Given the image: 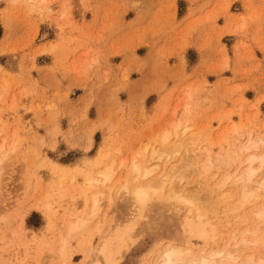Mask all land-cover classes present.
<instances>
[{"label": "rangeland", "instance_id": "obj_1", "mask_svg": "<svg viewBox=\"0 0 264 264\" xmlns=\"http://www.w3.org/2000/svg\"><path fill=\"white\" fill-rule=\"evenodd\" d=\"M199 2L182 20L185 4L174 8V0H0V155H8L0 163V264H58L49 252L64 232L59 224L85 216L89 197L101 194L96 221L69 241V264L84 263L98 245L95 224L103 232L128 216L132 160L157 167L152 180L187 173L172 186L197 198L215 243L189 238L184 215L196 209L189 214L164 191L118 264H155L169 242L194 253L223 247L245 228L235 218L244 212L215 203V184L245 167L247 154L234 153L247 136L264 134V0ZM243 2L248 16L238 15ZM191 37L203 55L195 69ZM176 123L177 136L162 144ZM208 154L212 167L201 175ZM112 163L110 182L84 186Z\"/></svg>", "mask_w": 264, "mask_h": 264}, {"label": "bare ground", "instance_id": "obj_2", "mask_svg": "<svg viewBox=\"0 0 264 264\" xmlns=\"http://www.w3.org/2000/svg\"><path fill=\"white\" fill-rule=\"evenodd\" d=\"M180 126L181 123H176L172 128V131L174 132L165 131L161 139L162 144L167 143L170 137L173 136L172 134L177 136V131ZM185 130L183 131V133L185 132ZM262 139H264V134L255 137L251 135L247 136L246 141L244 140L245 143L242 144V146L238 149L237 152L234 153L236 159L240 158L241 154L244 153L247 154L245 160L243 161L245 167L241 168V170L239 171H235L234 173L225 175L215 184V188L218 192V194H216L217 198L215 200V203L217 205L223 206L224 212L227 214L239 213L240 215L241 212H244V215L240 217H237L238 215L237 216L235 215V218H237V220H241L244 224H246L245 228L239 232H235L233 234V237L231 238L230 243H227L226 246L211 247L209 250H201L198 253H194L190 248L186 247L187 245H176L169 242L164 246V248L160 252V255L156 259L155 264H164L165 254L167 251L170 250V247L171 248L182 247L185 250V252L191 253L193 257H201L202 259H208L212 255H215L217 260H223L224 256L222 254L229 251L235 252L237 250L238 244L241 245V251L249 249V251L251 252V253H240L241 252L240 251L239 255L241 258H246V257L251 258L253 261H255V264H259V261L262 258L260 244L258 240L251 235V233L256 231L257 225L259 223V215L261 212L262 205H264V202L257 199L250 206L244 209H238L237 204L240 199V189L236 182V178L238 176H243L245 174V171L249 167H253L256 169L257 172L256 176L253 179V183L255 184L260 181L261 178L259 175V168H260L259 163L257 162L254 165H249L247 161L249 156H254L258 158L262 154L256 147L257 145H259ZM244 147H251V151L242 152L241 149ZM175 151H178V149ZM8 152H11V149H9ZM152 154L153 156L155 154L159 156L158 153L157 152L155 153L154 151L152 152ZM7 157H8L7 154L0 155V163L5 159H7ZM157 158L159 159V157ZM85 160L86 159L83 158L79 162H83ZM219 160L217 162H219ZM209 164L210 161L208 154L206 157V163L205 164L203 163V165L200 166L201 175H206L210 171L212 166ZM124 165H125L124 161L120 162L119 164L120 167H124ZM131 169L133 174L135 175L133 185L130 188L127 187L123 188L124 193L131 200L128 216L126 217L125 221L122 224H117L111 229H105L103 230V232H101V228H100V225L102 223L97 222L95 224L93 228V233L99 234L98 245L91 250L90 254L86 257L85 262L82 264H118L120 255L128 251L130 247L136 243L137 239L134 236L135 231L137 230L140 221L144 218V212L146 210V207L150 205L153 199L155 198L158 199L164 191H166V197L169 200L176 201L177 203L183 202L187 204L189 209V214L194 212L193 209H196V213H195L196 216L189 215L186 217L184 215V219H185L184 232L189 236V238L198 239L205 244L207 243V241H211V242L215 241L214 227L211 224L212 222H210V220L206 218V214L205 212H203V209L200 210L201 207L199 209L194 207L195 204L199 205V202L196 201L197 198L191 196H184L183 193L184 188L180 189L179 191H176L172 186V183L175 179H177L179 182L185 177H187L186 176L187 173L176 172L174 173V176H172L171 178L164 177V178L152 180L150 176L157 169V167L155 168L141 167L138 163H136L135 160H132ZM198 170H199L198 166H195L193 169H191V172H195V171L198 172ZM114 172L115 171L113 170V163L110 165H106L104 169L99 171L95 177L89 175L85 176L84 186L88 190H91L98 185L105 186L106 183L112 180L114 176ZM141 182L144 183L140 184ZM227 186L238 187L237 193L235 191H232L231 189L226 192L223 191L224 188ZM137 190L143 191V195L146 198L145 203L143 204L140 203V200L138 199L136 194ZM100 200H101V194H92L88 199V210L85 216L83 217L68 216L64 224H59L60 226L64 225V229H63L64 232L61 231L58 232V241H57L58 246L56 252L53 250L49 252V253H53L54 254L53 256L57 257L59 261L58 264H69L71 260V253L69 251V247H70L69 241L76 237L79 238V236H81L83 232H85L88 229L89 225L93 223V221L94 222L96 221V218L98 217V213L100 212ZM209 213L211 214L212 212ZM244 233H249V235L244 236L243 235ZM13 236L14 233L12 234V237ZM244 240L248 242L247 246H244L242 244V241Z\"/></svg>", "mask_w": 264, "mask_h": 264}, {"label": "snow or ice", "instance_id": "obj_3", "mask_svg": "<svg viewBox=\"0 0 264 264\" xmlns=\"http://www.w3.org/2000/svg\"><path fill=\"white\" fill-rule=\"evenodd\" d=\"M256 147L262 154L258 158L249 156L247 163L249 165H254L257 162L259 163V175L261 179L258 183H253V179L257 174L256 169L253 167H249L243 176H238L236 178V182L240 189V199L237 204L238 209H244L250 206L257 199L264 202V139H262ZM241 151L250 152L251 147H244ZM136 194L141 204L146 202L142 190H137ZM148 227L155 230V226L153 225H149ZM243 235L248 236L249 233H244ZM251 235L254 236L260 244L262 258L259 264H264V205H262L261 208L256 231L251 233ZM247 243L246 240L242 241L244 246H247ZM240 251L241 245L238 244L235 252H225L222 254L224 259L217 260L215 255H212L208 259H202L201 257H193L191 253L185 252L182 247H170V250L165 254L164 264H255V261L251 258H241L239 255Z\"/></svg>", "mask_w": 264, "mask_h": 264}, {"label": "crops", "instance_id": "obj_4", "mask_svg": "<svg viewBox=\"0 0 264 264\" xmlns=\"http://www.w3.org/2000/svg\"><path fill=\"white\" fill-rule=\"evenodd\" d=\"M174 1H175L174 8H176V3L178 1L183 2L185 4L184 16L182 17V20H184L185 18H188L194 12V10L198 9L199 3H200L199 1H201V0H174ZM246 6H248L247 2H243L242 6H241L243 8H240L241 10H239L238 15L248 16L250 14V10L244 9ZM252 6H254V4H252ZM252 10L253 9L251 8V14H252ZM173 11H175V15H176V9ZM185 22H187V21H184V24H187ZM186 48H187L186 49L187 51L190 49L195 50L197 62H196V65L192 69L198 68V66L200 65V62L203 58V55L197 51V47L195 46L194 39L192 37L190 38V40L188 39V44L186 45ZM113 58H114V56L111 54V56L108 57V61L109 62L113 61L112 60Z\"/></svg>", "mask_w": 264, "mask_h": 264}, {"label": "trees", "instance_id": "obj_5", "mask_svg": "<svg viewBox=\"0 0 264 264\" xmlns=\"http://www.w3.org/2000/svg\"><path fill=\"white\" fill-rule=\"evenodd\" d=\"M1 35H2V29H1V26H0V38H1Z\"/></svg>", "mask_w": 264, "mask_h": 264}]
</instances>
